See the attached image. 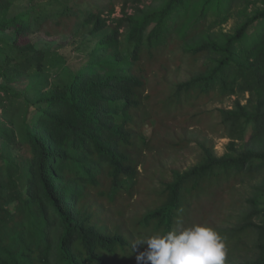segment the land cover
Returning a JSON list of instances; mask_svg holds the SVG:
<instances>
[{"label":"trees","instance_id":"trees-1","mask_svg":"<svg viewBox=\"0 0 264 264\" xmlns=\"http://www.w3.org/2000/svg\"><path fill=\"white\" fill-rule=\"evenodd\" d=\"M53 1L64 6L55 25L89 28L83 48L107 60H90L27 100L12 84L42 74L46 52L21 42L32 10L8 17L15 0H0V30L14 35L0 52V264H137L147 247L137 242L191 226L204 199L241 179L253 190L247 209L221 232L234 251L252 247L238 264H264V0H128L120 17L114 9L104 16L92 0ZM239 3L256 11L232 32L216 31ZM184 61L188 78L170 82L173 64L180 71ZM188 98L196 109L232 101L191 116L219 120L213 132L230 140L223 155L213 133L177 119ZM175 120L182 134L162 138ZM193 142L197 163L162 174L145 212L127 218L125 200L141 194L147 161L160 167L166 150Z\"/></svg>","mask_w":264,"mask_h":264},{"label":"rangeland","instance_id":"rangeland-1","mask_svg":"<svg viewBox=\"0 0 264 264\" xmlns=\"http://www.w3.org/2000/svg\"><path fill=\"white\" fill-rule=\"evenodd\" d=\"M67 1L68 0H65V2ZM76 1L77 0H71L68 3L69 6L72 7ZM92 1L98 10L104 12V16L109 14L111 10L114 9L115 13L113 17H120L123 5L128 0ZM144 1L145 6H157L159 4L156 3L155 0ZM62 6L63 3L57 4L53 0H40L37 4L33 5L32 8L30 7V0H15L13 8L8 14V17H12L23 11L32 10V32L26 38H23L21 42H31L35 44L37 48H40L46 52L45 71L42 74L28 75L12 84V87L24 94L27 100H35L37 97H39L40 93L42 94L48 89L52 88L55 83L64 85L68 81L69 71L76 72L80 70L81 68L85 67L90 60L97 61V64L103 63L107 60L106 52L103 53V51H100L91 53L88 51V49L83 48L84 44H86L88 41L84 38V35L89 31V28L76 26L71 30H67L65 28V24L59 26L55 25L56 19L58 17L56 13L62 10ZM128 7L129 12H131L132 9L134 10V3L129 1ZM254 11H256L255 5L251 3H239L233 8V13L228 16L227 21L215 30L220 31L222 29L224 32H232L235 30L238 24L246 18V16H252ZM254 31L255 30H252L250 32L251 37L255 35ZM12 36H14L12 32L0 30V52L7 50V43L8 41L12 40ZM120 45V52L128 56L130 49L126 47L124 38L120 39ZM237 47L240 49L243 46ZM2 59L3 58L0 57L1 62L3 61ZM188 65V62L184 61L180 71H178L177 66L173 64V67L169 72V81H185L189 76ZM45 76L48 77L47 80H45ZM4 83H6V79L3 78L0 80V84ZM25 100L22 98L19 99L18 102L24 107ZM183 103L184 104L179 111L177 119L181 118V122H185L186 120V123L184 124H188L192 128L191 130L197 134H200V132H203V130L213 133L217 154L223 155L230 140L228 138H220L216 132H213L214 127L212 124L217 123L219 120L214 116L210 117L207 114H203L201 116L197 115L195 117L191 116L195 113L198 114L200 110H215L219 107L230 108L232 101L228 99L222 104L212 103L208 106L201 105L198 109L194 108V102L189 98L185 99ZM32 109L33 108L30 110L32 111ZM3 111L4 109L0 108V115L3 113ZM171 120L173 119L171 118ZM179 123L180 121L178 120L169 122V130H167V127L161 131V133H164L162 138H171L173 140L176 135L182 134L183 131L181 132V126L178 125ZM195 145L196 143L193 142L191 143L190 148H186L182 151L180 150L179 152L166 150L165 154H163L164 157H160L162 159V166L160 167L157 163L154 167L153 163H151L149 160L147 161L146 166L149 171L147 173L144 171L143 178L140 180V184L138 186L141 189V194L136 195L130 200L126 199V203L125 201L123 202L127 204L123 206L127 218L132 219L135 215L145 212L147 205H149L153 200L151 193L155 189L159 190L160 188L159 182L162 178V174H166L167 180L171 178L170 170L179 169L181 171H185L197 163L198 152L195 149ZM151 175L154 176L152 179L150 177ZM241 180L234 184V189H229L227 186H224L222 190L219 188L216 191V195L212 196L211 198L204 199L201 213H199V211L197 213H193L196 214V218L191 223V225L195 223L205 224L214 228L225 240L227 248L225 261L228 260L227 263L229 262L233 264H238L242 260L241 257L246 256L252 250V247L249 245L240 248L241 251H234L233 240L221 232V230L224 228L233 227L234 222H237V216L247 209L245 199L252 195L253 190L249 187V181L241 184ZM251 185H253V183Z\"/></svg>","mask_w":264,"mask_h":264},{"label":"clouds","instance_id":"clouds-1","mask_svg":"<svg viewBox=\"0 0 264 264\" xmlns=\"http://www.w3.org/2000/svg\"><path fill=\"white\" fill-rule=\"evenodd\" d=\"M137 243L147 245L136 256L137 264H225L227 254L224 238L200 223L156 233Z\"/></svg>","mask_w":264,"mask_h":264}]
</instances>
